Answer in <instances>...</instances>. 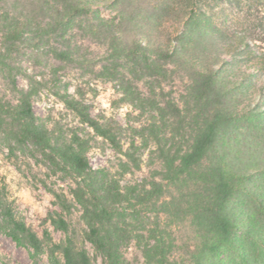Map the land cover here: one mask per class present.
Here are the masks:
<instances>
[{"label":"trees","instance_id":"obj_1","mask_svg":"<svg viewBox=\"0 0 264 264\" xmlns=\"http://www.w3.org/2000/svg\"><path fill=\"white\" fill-rule=\"evenodd\" d=\"M100 3L112 6L117 21L101 16ZM90 14L79 29L107 45L112 59H134L142 73L133 79L185 80L182 104L161 84L160 92L151 86L146 102L132 78L115 74L123 100L152 113L136 130L144 146L153 145L149 173L133 184L93 169L79 134L60 137L47 127L33 110L43 82L13 61L22 46L51 37L58 43L52 57L71 61L78 46L67 33ZM0 41V71L14 97L0 101L10 154L33 146L76 181L73 199L53 192L57 209L48 219L65 233L60 242L47 229L39 236L0 193L3 230L15 242L36 254L47 250L52 264L59 256L62 264H95L67 217L76 202L85 239L104 264H131L124 252L131 241L143 264H264V0H0ZM67 89L54 93L124 155L122 173L141 170V147L131 141L124 150L122 128L92 116ZM150 212L152 224L145 221Z\"/></svg>","mask_w":264,"mask_h":264},{"label":"rangeland","instance_id":"obj_2","mask_svg":"<svg viewBox=\"0 0 264 264\" xmlns=\"http://www.w3.org/2000/svg\"><path fill=\"white\" fill-rule=\"evenodd\" d=\"M93 7L95 9L97 5ZM98 8L102 17L117 21V12L110 4L100 3ZM226 13H229V10ZM91 18L93 14L86 18L78 17L71 24L67 38L72 45L78 46L71 61H57L52 57V48L58 45L53 37L49 43L40 44L37 48L22 46L21 51L13 55V61L22 65L29 73L37 74L38 79L43 82L40 93L33 98V110L38 117L45 120L47 127L60 137L69 138L74 132L79 134L88 142L86 155L93 169L110 173L119 179L122 185L133 184L142 181L149 173L148 162L153 145L149 142L144 146V141L137 135L136 130L142 129L150 122L152 113L149 107L144 110L138 109L125 102L120 84L114 76L119 70L126 77L133 79L132 76L141 74L142 69L132 58L112 59L109 55L111 49L107 45L91 39L79 29L81 20L85 24ZM133 80L145 101L150 94L151 86L157 87V92H160L158 86L161 84L166 94H170L182 104L181 95L185 80L177 75L167 80L154 81L145 77L140 81ZM17 82L22 88L27 86L22 74L18 75ZM65 86L68 92L87 105L92 116L100 121H113V125L122 128L120 138L124 150L131 141L141 147L143 160L141 170L122 173L120 161L124 155L106 139L98 136L88 125L82 123L75 112L67 108L55 95L54 92L63 91ZM0 101L14 102L1 71ZM75 186V177L70 170L57 167L33 146L28 148L19 146L14 154H10L7 135L0 128V193L4 192L17 214L23 217L39 236L42 237L47 229L56 242L65 239V233L54 227L48 215L57 209L53 192L64 191L73 199L71 188ZM81 214V207L76 202L72 213L67 214L76 226V242L87 248L95 264H104L103 256L85 239L86 226L82 223ZM154 220L155 213H147L145 221L152 224ZM124 252L131 264H143L140 248L135 241H131ZM59 257L62 264L63 259ZM0 264H52V262L47 250L36 254L30 246L15 242L4 232L0 218Z\"/></svg>","mask_w":264,"mask_h":264}]
</instances>
